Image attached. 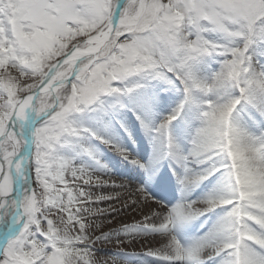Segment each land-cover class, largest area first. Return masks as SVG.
<instances>
[{
  "label": "snow or ice",
  "instance_id": "6c2138e0",
  "mask_svg": "<svg viewBox=\"0 0 264 264\" xmlns=\"http://www.w3.org/2000/svg\"><path fill=\"white\" fill-rule=\"evenodd\" d=\"M0 264H264V0H0Z\"/></svg>",
  "mask_w": 264,
  "mask_h": 264
},
{
  "label": "bare ground",
  "instance_id": "6f19581e",
  "mask_svg": "<svg viewBox=\"0 0 264 264\" xmlns=\"http://www.w3.org/2000/svg\"><path fill=\"white\" fill-rule=\"evenodd\" d=\"M133 132L135 134V139H136L137 143L132 144L131 142H127V144L125 146L129 147L130 150L132 148H135L137 150L138 154H141L142 157H146V151L143 153H140L141 148H146V145L141 143V139H143L142 132L137 131L136 125H133ZM101 158L107 159L108 162L104 161V163L108 164L109 167H111L113 169V171L116 172L117 175L123 176L129 182H132L136 179L135 173L132 171V168L128 169L126 167H122V166L118 165V163L116 161H112L109 158L108 154L103 153ZM110 161L112 163H110ZM167 182L169 185V191H168V193H166V199L174 201L176 199V197L178 196V193H176V191L174 190L173 180L170 178L169 174L167 176ZM101 255H103V253Z\"/></svg>",
  "mask_w": 264,
  "mask_h": 264
},
{
  "label": "rangeland",
  "instance_id": "374dc122",
  "mask_svg": "<svg viewBox=\"0 0 264 264\" xmlns=\"http://www.w3.org/2000/svg\"><path fill=\"white\" fill-rule=\"evenodd\" d=\"M136 129H137V131H139L137 126H136ZM133 138L135 139V134H134V137H133ZM135 140H136V139H135ZM129 142H131V141H129ZM136 143H137V141H136ZM141 143L144 144V145H146V142L144 141V139H141ZM102 153H104V154H108L109 158H110L112 161H116V162L118 163V165H120V166H122V167H126V168H128V169L132 168V166L129 165L127 161H121V159H120L115 153H113V152H108L106 149H102ZM101 159H102L103 161L108 162L107 159H103V158H101ZM170 177H171V176H170ZM173 186H174V188H175V182H174V181H173Z\"/></svg>",
  "mask_w": 264,
  "mask_h": 264
}]
</instances>
